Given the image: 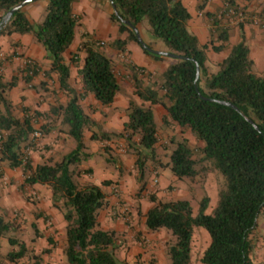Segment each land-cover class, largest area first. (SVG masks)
Masks as SVG:
<instances>
[{
	"label": "trees",
	"instance_id": "1",
	"mask_svg": "<svg viewBox=\"0 0 264 264\" xmlns=\"http://www.w3.org/2000/svg\"><path fill=\"white\" fill-rule=\"evenodd\" d=\"M21 1L0 0V20L10 7ZM74 1L46 0L43 18L38 23H31L21 8L13 12L0 28V34H31L43 48L45 56L50 58L49 68L43 74L49 77L54 73L58 89L67 97L64 104L51 106L48 112L59 119V129L72 138L75 145L60 159L53 162L41 160L32 167L26 151L36 148L32 132L39 114L23 109L20 117L13 115L4 91L14 86L16 79H0V163H6L9 168H20L22 185L40 184L49 189L51 205L61 213L64 221L61 252L65 264H130L115 256L121 243L117 232L100 228L97 221L99 210L108 205L103 187L110 185L111 181L80 183L75 177L81 172L88 174L90 170H78L76 166L88 157L83 136L86 129L90 131L89 139L99 141L107 161L113 158H109L106 142L120 138L133 155L132 165L140 182V192L146 162L158 163L153 104L165 110L163 122L177 125L181 132L188 130L198 142L192 147L184 137L176 141L163 163L171 174L176 179L192 178L199 172L196 166L204 163L218 171L224 182L218 188L215 204L208 213L207 195L198 200L194 209L187 199L162 200L149 194L147 200L151 205L141 215L144 227L148 231L164 230L173 237L165 249L168 264H191L195 227H202L208 235V244L200 256L202 264H251L250 234L264 207V72L260 75L252 72V61L242 35L227 49L216 64L217 70L211 73L205 65V45L199 44L188 29L190 15L180 0H111L114 10L110 6L108 18L117 26L118 36L109 45L122 52L128 41L138 43L133 29L122 22L126 20L137 30L146 31V47L138 43L145 54L156 61L169 58L171 62L159 73L157 80L141 67L124 62L133 94L148 104L129 101L121 131H94V121L82 110L78 100L91 94L101 106H109L119 87L118 78L102 47L88 39L79 45V50L84 53L82 64L77 68L81 90L77 92L69 85L68 66L62 54L73 39L77 22L71 12ZM224 8L238 9L234 0H225ZM211 20L220 41L211 48L218 52L225 47L227 31L216 13L211 15ZM121 34H124L123 38H120ZM147 48L184 58L173 59ZM195 63L199 75L194 83ZM22 71L27 81L28 75L34 73V64L25 63ZM145 76H149L148 84L143 85L142 77ZM217 100L230 102L243 115ZM245 118L250 119L257 129ZM49 130V123L38 127L40 135ZM13 229V222L0 214V243L6 239L11 247L0 253V258L14 262L27 257L31 264H40L39 254H34L22 240L8 235ZM46 251L48 249L43 250ZM0 264H3L2 260Z\"/></svg>",
	"mask_w": 264,
	"mask_h": 264
},
{
	"label": "crops",
	"instance_id": "2",
	"mask_svg": "<svg viewBox=\"0 0 264 264\" xmlns=\"http://www.w3.org/2000/svg\"><path fill=\"white\" fill-rule=\"evenodd\" d=\"M180 1L190 15L187 21V27L196 36L199 44L207 45L210 48L212 45L217 46L220 44V41L216 38L211 15L224 5L225 0ZM234 3L237 6H241L243 10H257L264 14V0H234ZM45 5L46 0H35L23 6L22 10L31 23H38L44 12ZM71 12L77 22L74 27L73 39L62 54L68 66V83L77 92L81 90L77 68L82 64L84 53L79 50L80 42L88 39L95 41L96 44L103 42L100 45L102 50L109 58L113 68L119 70L118 90L114 94L113 101L109 106H101L91 94L84 95L78 100V103L82 110L94 121V131L119 132L122 130L123 123L126 121V107L129 101L137 104L143 103L145 106L148 104L147 102H141L133 94V88L127 77L129 73L123 66V63L128 61L137 67H141L147 74L150 73L152 75L161 73L171 61L169 58H163L160 61L154 60L142 51L138 43L133 41H128L122 52L111 47L109 45L110 42L118 34L117 26L108 18L110 4L107 0H76L71 4ZM251 13L253 12H249L248 14L251 15ZM226 31L227 41L224 43L225 47L223 50L215 53H219L221 58H223L227 49L235 44L242 35L248 49L249 58L252 61V68L257 72H263L264 26L242 23L240 26L228 27ZM138 33L142 42L147 44L148 36L146 31L140 28L138 29ZM123 37L124 34H121L120 38ZM206 48L205 53L207 56ZM27 59L34 64V73H30L28 80L25 81L27 77L22 70L25 66L24 61ZM49 63L50 58L45 56L43 48L39 43L35 42L31 34H0V79L3 81H8L13 77L16 79L15 85L4 91V97L12 106V114L20 117L23 109H28L30 112H37L39 115L34 120V126L42 123H49L50 125V130L43 134L40 140L46 143L49 149L52 148L53 150L61 152L62 156L65 148L72 146L70 137L59 129V119L50 116L48 110L51 106L58 103L64 104L67 97L64 92L58 89L54 73H50L49 77H45L43 74L49 68ZM147 77L149 76L142 77L143 85L148 84ZM151 109L153 115L157 114L160 118L165 114L163 107L158 104L151 105ZM174 127L178 129L177 125ZM186 133H189L188 130L185 131V136L183 137L188 138ZM83 136L85 152L88 153V157L81 160L78 168L81 170L89 169L90 173L81 172V178L83 181H111L110 185L103 187L108 198V205L106 207H109L111 202L114 201L113 195L111 194L113 191L111 192V190L116 191L117 189L118 194L124 199L127 193L136 187L134 177L129 174V168L127 166L131 164L132 159L128 154H118V165L113 169L101 158L98 149L99 141L89 139L90 131L86 129L83 132ZM109 142L111 141L109 140ZM28 156L32 167L39 162V156H37L34 149L29 150ZM105 161L107 160L105 159ZM122 161L126 164V168L124 167L126 169L125 171L122 167ZM0 172V210L1 207L5 210L14 208L13 210L16 211L15 215L19 214L23 218L28 219L30 227L36 230V233H33L30 241H35L38 237L39 245L43 249H38L36 243H31L30 245L25 244V246L32 250L34 254L40 255V264H65L61 247H47L45 242L43 243V240L49 239L47 235L52 229H57L63 236L64 221L61 213L51 205L49 189L40 184L30 186L22 185L23 175L20 168H9L4 162L0 163ZM175 179V176H172L167 183L172 182L175 184ZM20 185L22 186L21 188H19ZM155 195L159 198L158 193ZM215 201L214 198L209 197V205L206 209L207 213L210 212ZM139 202V212L130 209L133 212L130 214L132 219H135L138 213L140 215L145 213L151 205L150 202L146 201V198L139 200ZM48 219H50L52 226L43 232V222ZM141 219L143 220V217ZM97 221L99 227L102 229H113L115 231H123L124 229L121 223L109 217H105L104 221L101 222L99 215H97ZM207 237L206 235V245L208 244ZM45 249H48V251L43 252ZM56 254H59L58 263L47 262L48 259H53L51 256H56ZM22 258L25 259L24 263L20 261ZM22 258L8 263L31 264V260L27 257Z\"/></svg>",
	"mask_w": 264,
	"mask_h": 264
},
{
	"label": "rangeland",
	"instance_id": "3",
	"mask_svg": "<svg viewBox=\"0 0 264 264\" xmlns=\"http://www.w3.org/2000/svg\"><path fill=\"white\" fill-rule=\"evenodd\" d=\"M224 8V5L220 7L221 10ZM237 8L243 10L241 6H237ZM215 12L217 16V12ZM243 12L251 15H256L258 17H264V14L260 13L257 10H246ZM44 12L42 13L39 22L42 20ZM249 15V14H248ZM219 22L225 28L237 26V23L231 22L226 18L221 16H217ZM243 23H250L249 21ZM242 24V23H241ZM254 26H259L252 24ZM161 45V44H160ZM207 55V61L205 63L209 72L213 73L217 70V62L221 59V55L219 53H215L211 50L210 47L205 45ZM167 60V59H166ZM171 61V60H170ZM117 78L119 77V70H115ZM252 72L256 75H260L262 72H257L254 68H252ZM264 72V71H263ZM159 73L152 74L151 78L153 80H157ZM156 130H157V144L155 146L156 159L158 160V165L153 162L147 161L144 172L142 174V182L143 188L138 192V188L140 186V182L136 179V170L133 168V155L126 149L125 142L120 138H112L108 143L109 149V158H113V160L105 161L106 154L102 152L101 145L99 143V152L101 158L115 169L118 165L117 160L119 159L118 154H128V156L132 159L131 164L127 165L129 168V174L133 175L135 180V188L131 189L125 198L123 199L115 190H111V194L113 195V202L109 207H105L98 212L99 218L101 222L104 221L105 217H109L113 220L118 221L123 225V231H116L118 234V238L121 240L120 247L115 251V256L119 259H123L130 264L139 263V264H168V258L165 254V249L167 243L171 240H174L173 237L164 230L157 231H148L143 226V220L141 219V215L138 213V216L135 219L131 218L132 210H139L140 202L139 200H143L149 194H157L159 199H187L193 208L195 209L198 200L207 195L216 200V192L219 187L223 185V176L216 171L215 169L208 167L206 164H198L196 168H198V173L190 178L184 177L181 179H175V184L172 182L167 183L168 180L172 178V174L168 167H165L163 163L167 160L168 153L174 148L176 141L182 138L185 133L176 129L173 123L168 122L165 123L162 121L159 115H153ZM169 124V125H168ZM174 125V126H171ZM39 125L34 126L35 130H38ZM39 138L35 139L37 156H39V161L48 160L50 162L56 161L60 159L61 152L57 150H53L52 148H48L49 146L46 143H43ZM188 138H185L188 144L192 147L198 145V142L191 136L189 133H186ZM114 140V142H112ZM70 142L72 146L65 148V153L70 151L75 142L72 138H70ZM48 146V147H47ZM30 149L26 151L28 154ZM123 162V161H122ZM122 167L126 168L125 162L122 163ZM124 168V171L126 170ZM76 169L81 170L76 166ZM84 170V169H83ZM82 174H79L75 177L80 183H84L87 181H83L81 178ZM157 180V181H153ZM157 182V183H156ZM3 186V184H2ZM137 191V192H136ZM139 194V195H138ZM156 196V195H155ZM157 197V196H156ZM158 198V197H157ZM14 208L4 209L1 207L0 214L7 220L13 222L14 229L10 230L8 235L13 236L19 240H22L24 244L30 245L31 243L38 246V249H43L42 246L39 245V238L35 241H30V238L33 236L34 230L30 227L28 219L23 218L22 215H15L16 211ZM16 209V208H15ZM133 213V212H132ZM103 225V224H102ZM52 226L50 219L43 222V232L47 231L49 227ZM145 228V229H144ZM201 228V229H200ZM206 231L202 227H195L193 229L192 241H191V252H190V261L191 264H202L200 262V256L203 249L206 246ZM49 239L43 240V243L48 246L54 247H62L63 244V236L57 229H52V231L48 233ZM208 236V235H207ZM251 242H252V250L250 252V260L251 264H264V207L260 210L257 218H256V226L250 234ZM50 240V241H48ZM208 240V237H207ZM132 247V248H130ZM10 249L9 244L6 239L1 240L0 253H5ZM130 249V250H129ZM58 257V258H57ZM49 258V257H48ZM53 259H48L47 262L58 263L59 262V254L56 256H51ZM3 264H9L8 261L1 259ZM22 263L25 262V259H20Z\"/></svg>",
	"mask_w": 264,
	"mask_h": 264
},
{
	"label": "water",
	"instance_id": "4",
	"mask_svg": "<svg viewBox=\"0 0 264 264\" xmlns=\"http://www.w3.org/2000/svg\"><path fill=\"white\" fill-rule=\"evenodd\" d=\"M32 1H35V0H22L21 2H19V3L15 4V5H13L12 7H10V8H9V9H8V10L2 15V17H1V20H0V28L3 27V26L8 22V20L10 19V17H11V15H12L13 12H15V11L21 9V8H22L23 6H25L27 3L32 2ZM107 1L109 2L111 8L114 10V6H113V3L111 2V0H107ZM122 22L125 23V24H127V25H129V26L133 29V31H134V33H135V35H136V38H137L138 43H139L142 47L145 48L146 46L144 45V42H142V40H141V38H140V35H139V33H138L137 28L131 26V25L128 23V21H126V20H122ZM147 49H148L149 51L153 52V53L162 54V55H165V56L170 57V58H173V59H183V58H184V57H182V56L175 55V54L168 53V52L161 51V50H155V49H150V48H147ZM198 75H199V69H198V65L195 63L194 83L196 82V80H197V78H198ZM217 102H219V103H221V104H223V105L229 106V107L232 108L233 110H235V111H237L238 113H240L241 115H243V114L241 113V111H239V110L237 109V107L234 106L233 104H231L230 102H228V101H218V100H217ZM245 119H246L250 124H252L253 127H254L255 129H257L256 126L252 123V121H251L250 119H247V118H245Z\"/></svg>",
	"mask_w": 264,
	"mask_h": 264
},
{
	"label": "built area",
	"instance_id": "5",
	"mask_svg": "<svg viewBox=\"0 0 264 264\" xmlns=\"http://www.w3.org/2000/svg\"><path fill=\"white\" fill-rule=\"evenodd\" d=\"M217 16H221L223 18H226L228 20H231V22H235L238 24L240 23H243V22H246V21H249L251 22L252 24H255V25H259V26H264V17H258L256 15H248L246 14L245 12H243V10L241 9H231V8H223L221 10H218L217 12ZM103 42H100L99 45H101ZM126 61V59H124ZM31 61L30 60H25L24 61V65L25 63H30ZM40 136V133L38 130H34L32 132V137L33 138H39ZM155 181V180H153Z\"/></svg>",
	"mask_w": 264,
	"mask_h": 264
}]
</instances>
